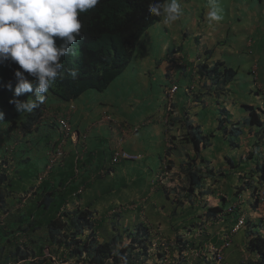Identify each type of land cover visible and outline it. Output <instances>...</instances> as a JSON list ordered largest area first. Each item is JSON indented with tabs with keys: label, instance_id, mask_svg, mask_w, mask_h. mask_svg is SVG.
Wrapping results in <instances>:
<instances>
[{
	"label": "crops",
	"instance_id": "crops-1",
	"mask_svg": "<svg viewBox=\"0 0 264 264\" xmlns=\"http://www.w3.org/2000/svg\"><path fill=\"white\" fill-rule=\"evenodd\" d=\"M260 1L251 10H244L241 13L242 17H245V14L251 17L253 26L246 25L241 28L242 32L239 35L241 39H238V31L232 38H228L226 33L227 42L221 47L223 38L220 37L218 24L210 27L205 19L209 6L205 7L204 18L199 20L196 12L201 3L198 0H181L183 15L179 21L171 26H165L161 18L141 36L131 63L115 78L117 80L118 77L121 78L123 84L117 91H112L110 85L105 90L90 88L72 100L75 104L72 109L69 108L71 102L48 92L45 103V109H49L48 115L45 120H40L34 129L25 132L17 129L19 134L11 133V136H6V133L10 132L9 120L4 119V122H0V158L2 160L7 158L9 153H6V145L12 143L15 145L16 142L24 147L25 152H18L9 160V164H14L17 171L14 180L7 185L8 189L16 190L15 195L7 198V205L16 203V193L29 189L45 168L49 143L57 136L54 123L49 119L50 114L64 108L77 132V138L68 142V151L63 160L52 169L50 175L40 180L38 196L29 198L21 209L1 216L0 227L4 225L6 229L17 227V235H23L20 214L25 212L29 215L33 212L34 216H41L43 196L39 195L52 189L59 191L52 197L57 205L61 204L60 209L72 207L73 203L77 202L95 211L100 240L109 239L114 233L112 220L115 214L111 216V213L120 205H126L119 213V219L124 221V225L133 226L144 220L163 237L171 239L172 243L176 231L183 230L188 220L203 219L204 215L199 216L203 212L202 208L197 203L192 206L185 205L187 207L182 209L176 208L170 199L163 200L161 197L165 194L167 185H162L155 178L160 176L162 158L165 154L169 155V161L176 171L181 167L185 153L192 152L196 155L193 147L182 137L184 135L182 115L186 109L189 110L192 106L198 108L191 115L196 123L202 125L205 132L217 121L218 110L221 108H225L231 120L237 122L243 121L249 115L247 109L252 105L257 113L253 118L259 114L260 121L264 123V39L261 36V32L264 31V4L261 5L263 0ZM237 9L242 11V6ZM256 10L260 13L257 14ZM234 27H237V23ZM178 60H183V63L176 65L173 70L175 62H181ZM217 61L222 63L223 69L228 67L236 70V77L239 76V68H245L248 76L245 80L247 89L242 88L235 77L226 88L225 99L222 97L219 103L215 90L217 86L210 79L206 81L207 83L201 81L193 95H186L184 88L192 82L196 67L203 62L213 65ZM253 68H256V74ZM173 82L180 84V90L176 93L175 109L172 113L175 117L171 118L166 109L164 89ZM235 86L240 88V91L236 90ZM122 89L131 95L127 98L125 93L120 92ZM197 95L200 98H196ZM253 95L257 98L256 103L252 99ZM28 114L23 113L19 116L24 120ZM148 117L151 119L144 125L137 130L133 129L138 122H143ZM167 117L168 120L171 118L168 122L165 121ZM83 133H86L85 137L82 136ZM242 135L246 144L256 139V135L253 136L249 127L244 129ZM261 136L264 137V132ZM229 137L230 135L204 149L203 155L212 156L213 159L210 160L214 166L221 162V157H227L230 150L232 154L235 153L236 148L230 144ZM238 140L239 137L236 139L237 143ZM116 147L138 152L142 157L137 161L122 162L109 167L106 165L108 157ZM1 168L3 164H0ZM227 170L232 172L233 168H229L225 163V173ZM45 184H50L47 191L43 190ZM80 185L85 189L78 197H74L73 192ZM230 185L234 184L230 183L228 178L221 191L217 192L215 188L216 194L224 192L223 194L229 197ZM154 195H158L159 199H155ZM39 197L40 201L36 204L35 201ZM244 207L249 210L248 205ZM231 224L229 218L211 222L201 241H204L205 234H208L210 245L220 244V238ZM35 234H41V231L36 230ZM246 236L247 231H240L233 236V243L228 248L236 246L237 260L234 263L229 260L226 248L224 264L245 262L258 264L255 260L257 256L247 251ZM6 237L0 236V243ZM22 238L23 241L27 239L18 237L19 240L16 241L19 242ZM0 258L5 259L6 256Z\"/></svg>",
	"mask_w": 264,
	"mask_h": 264
},
{
	"label": "clouds",
	"instance_id": "clouds-1",
	"mask_svg": "<svg viewBox=\"0 0 264 264\" xmlns=\"http://www.w3.org/2000/svg\"><path fill=\"white\" fill-rule=\"evenodd\" d=\"M99 3L100 0H0V64L10 60L19 66V68L14 73L16 79L14 98L10 99L9 103L14 105L15 110L18 113H29L22 121L27 120L29 116L33 115L39 106L43 113L40 115L38 122L40 120L46 119L49 110L47 108L45 109V103L47 100L46 94L48 92L53 94L51 87L55 85L58 78L61 80L65 78V72L63 70L64 65L62 64L61 60L67 55L75 54L73 47L76 45L77 38L81 35L82 29L80 14L94 9ZM208 6L209 11H207L205 19L208 25L211 27L214 24L220 23L223 19V16L221 15V10L217 6V0H208ZM148 12L149 14L156 17H161L162 23L165 26H171L181 19L183 15V8L181 5V0H163V2H159V0H153L152 3L148 4ZM58 38L61 41L59 44H57ZM250 51L252 50L250 49ZM178 61L181 62H175L173 65V70L175 69L176 65H181L183 63V60ZM130 63L131 61L129 64ZM222 67L223 65L219 61L213 65H209L206 62L199 64L193 73L194 78L192 82L184 88L186 95H193L195 92H197V88L201 81L207 83L206 81L211 79L215 83V86H217L215 90L218 96L217 101L220 103V99L224 97L227 92H224L223 89L220 90L219 88H223L225 86L227 88L229 84H225L223 81H221L223 76H215V71L220 70L223 72L226 69H223ZM253 71L255 74L257 73L256 68H253ZM26 73L30 74L35 79L29 80ZM254 73L253 75H255ZM68 75L75 79L78 73L75 70H70ZM217 78L219 80H217ZM209 84L213 85L212 82ZM7 87L10 90L12 89L11 81L8 82ZM33 90L34 98L29 97L27 100L18 99L25 93L33 92ZM179 90L180 84L177 82L171 83L164 89L166 109L171 118L175 117V115L172 113H174L175 109L176 93ZM193 98L196 99L200 97L197 95L196 98L195 96ZM73 99H63L64 101L71 102L69 104L70 109L74 108L75 106V104L72 103ZM191 99L192 97L190 98V101ZM224 109L225 108H221L220 111L218 110L217 121L212 123L210 125L211 129H208L206 132L204 131L201 124L196 123V120L191 114H189L188 109H186L182 115L184 135L186 130L190 131V128L187 126L189 121L194 126H200L203 135L209 134L211 132L212 133L206 139V143L200 145L199 152L195 150L191 142H187L193 147L196 155H194L192 152L185 153L182 159L183 162L181 163V167L178 171L173 170L174 166L172 165V162L170 163L169 161V155L165 154L162 158L163 160L161 163L160 176L156 177L155 179L160 181L162 185H167L165 186V194L161 197L163 200H166V198L170 199V201L175 203L176 208L181 207L182 209L187 207L185 205L192 206L197 203L200 205L203 211L199 216L204 215V218L200 221L188 220L183 230L179 229L176 231L175 235L173 236V243L171 239L163 237L161 233L159 234V231L153 229L148 222H145L144 220L139 221L140 223L145 224L151 233L152 254L149 258H147L145 264H178L180 262H182V264H195L197 262L203 264H224L226 259L224 251L226 248L232 245L233 236L240 231H247V251L249 250L252 255L255 254L257 256L256 259L254 258L257 263L261 259L259 252L249 248L250 237L248 232L252 230L264 236V181H261V183L256 182L257 180L259 181V179L251 175V170L245 161L241 164V168L237 167V165H239V157H241L245 151H248L249 148H257L258 146L252 145L254 140L251 143L246 144L244 137L241 141V145L240 142L237 143L236 139L238 135L231 134L229 128L227 127L228 124L226 121L224 124H222L223 128L219 127L221 119L225 118V116L222 114ZM4 118L5 113L0 111V122H4ZM49 119L52 120L51 123H54L53 127L57 131V136L49 143L47 155L48 158L44 166L45 168L41 174L36 177V181L29 189L23 190L20 193L17 192L18 194L16 193L17 202L13 205H7V198L12 195H10L6 183L3 184L2 189L3 192L6 193V196L1 195L3 201L0 200V217L3 215H8L14 210L21 209L29 198L38 196V184L40 180L51 174L52 169L65 157L66 151H68V142L77 138V132L73 127L69 114L66 112V110L64 111V108L50 114ZM150 119L151 117H148L144 119L143 122H138L133 127V129H139V127L144 125ZM168 119L169 117H167L165 121H170ZM63 120H66L69 124V130L67 131L63 126ZM9 124L12 125L17 131V127L11 124L10 120ZM36 124H34L28 130L34 129ZM125 126L128 127L127 125ZM165 127L168 129L167 126ZM245 128L247 127H244V129ZM184 135L182 137H184ZM229 135L230 137H235L233 140H231V145L236 148L235 154H237L238 151L240 154L237 159L238 163L234 164L236 166L231 164L234 162L230 156H227L226 158L224 157L226 159V165L229 168H233L232 172L231 170H227L225 173V164L218 165L216 168L213 165V161L211 162L210 156L207 157L203 155V153L204 149L213 144L212 138L218 137V139L221 140L227 138ZM82 136L85 137L86 133H83ZM57 147L62 148L63 155L49 168L48 165L50 155ZM262 150L264 151V149L261 147L260 151ZM199 153L201 156H199ZM141 157L142 155L138 152H133L124 147H116L110 153L108 157V163L106 165L113 167L117 164H121L122 162L140 160ZM2 161V158H0V164ZM229 161H231V163ZM246 166L247 168H245ZM251 166L255 168L256 164L254 163ZM190 169H199L205 173L202 183L198 187H195L194 190H190L191 183L187 173V171ZM208 170H213V172H211L214 173L213 177L207 175L209 174ZM222 170L225 173L224 175L220 173ZM247 174H249V178L246 179L245 177ZM231 175L233 177L232 180ZM181 177H184L183 181H180ZM225 178L226 180L229 178L230 183L233 182L234 184L232 186L230 185L229 197L223 194L224 192L218 195L215 192V188L217 192L223 189L224 183L226 181ZM169 183L170 185L168 186ZM84 189V186H78L74 190L73 196L78 197L84 191ZM13 195H15V193H13ZM157 196L158 195H154V198L159 199ZM244 205H248L249 210H246ZM125 206L126 205L116 206L113 209L111 216L114 215L115 212L120 213ZM84 207L89 208L88 206ZM214 207H218L217 211H219L221 208V212H217V214L214 215ZM62 210L64 209H60L59 212ZM91 212L93 214L92 219L95 223H97V214L94 210H91ZM227 218H229L232 224L226 231H224V235L222 238H220V244H215L214 246L212 244L210 245L208 243V234H205L206 236L204 239L206 241L199 243L204 233H207V226L211 222H214L215 220H227ZM241 221L242 224H240ZM119 222H122L121 219H119ZM237 225L239 226L237 227ZM98 240H100L99 236ZM125 241L128 242V238ZM2 243H4V241L1 242L0 245ZM180 246H182V254H180ZM169 248L174 249L175 253L177 254L178 258L176 259V262L169 263L167 261L166 253ZM216 248H221L222 256L220 260L215 257ZM47 249L51 251V247H49V245H47L45 250ZM158 252L164 253V257H159L156 254ZM113 255H119L118 249L113 252ZM46 256L49 258L51 257L54 264H58V256L55 254ZM183 256L187 257L188 263L187 261H181ZM119 259L121 264H129L128 257L126 255H119ZM5 263L17 264L12 261L0 258V264ZM63 263L71 264L68 260ZM247 263L245 262V264ZM78 264L82 263L80 262ZM108 264H112V261L109 260Z\"/></svg>",
	"mask_w": 264,
	"mask_h": 264
},
{
	"label": "trees",
	"instance_id": "trees-1",
	"mask_svg": "<svg viewBox=\"0 0 264 264\" xmlns=\"http://www.w3.org/2000/svg\"><path fill=\"white\" fill-rule=\"evenodd\" d=\"M152 2L153 0H100L94 9L81 13L82 29L76 43L79 53L77 56L70 54L62 58L65 78L62 80L58 78L55 85L51 87L55 97L70 100L90 88L98 90L107 88L131 61L136 44L143 32L161 19V17L149 14L148 4ZM159 2H163V0H159ZM60 42L58 38L57 44ZM18 68L19 66L10 60L0 64V109L5 113L4 119L10 120L17 129L25 132L38 122L43 111L39 106L33 115L22 121L20 113L15 110L13 104L9 103V100L14 98L16 85L14 73ZM70 70L77 71L78 75L75 79L68 75ZM26 75L29 80L35 79L30 74L26 73ZM215 76H223L221 81L225 84L230 83L236 76V70L230 68H226L223 72L217 70ZM217 80L219 79L217 78ZM9 81L12 82L11 90L7 87ZM219 89L226 92V86ZM28 97L34 98V90L25 93L18 99L27 100ZM247 111L249 115L243 121L236 122L231 120V116L224 109L222 114L225 118L221 119L219 127L223 128L222 124L226 121L231 134L240 135L244 133V127H249L253 136L256 135L252 145L258 147L245 151L239 162L244 163L245 161L251 170V175L259 179L256 182L261 183L264 181V151H260L261 147L264 149V137L261 136L264 132V123L260 121L259 114L253 118L256 113L255 107L250 105ZM187 126L190 131L186 130L183 138L186 142H191L195 150L199 152L200 145L206 143V139L212 132L203 135L201 127L194 126L190 121ZM11 133H18L12 125H10V132H7L6 136H11ZM17 144L18 148H16ZM5 150L9 156L3 158L1 163L3 168L0 169V197L1 195L6 196L2 189L3 184L11 183L17 171L14 164H9V160L18 152H24V147L16 142L15 145L13 143L6 145ZM229 162L231 163V161ZM254 162L255 168L251 166ZM231 164L236 166L235 163ZM208 171L207 175L213 177L214 173H211L213 170ZM187 173L191 183L190 190L198 187L205 177V173L199 169H190ZM220 173L225 174L223 170ZM45 186L43 190L47 191V186L50 187V184H45ZM15 191V188L9 189L10 195H13ZM51 191L39 195L43 196L41 216H34L33 212L29 215L25 212L20 214V226L24 236L17 235V227L10 229L4 228L5 225L0 227V236H7L4 243L0 245V256H6L4 260L17 264H54L53 259L45 255L47 245L51 247V253L58 256L63 262L70 260L71 264L80 262L82 264H108L109 260L112 261V264H121L119 255H126L129 264H145L147 258L151 256V233L145 224L139 222L133 226L126 223L124 225V221L119 222L120 214L115 212L112 220V225L115 228L114 233L109 236V239L100 241L98 240L97 224L92 219L91 210L74 202L72 207H67L59 212L61 204L57 205L52 197H55L59 191L57 189ZM0 200L3 201L2 197ZM38 201H40V197L35 203L37 204ZM217 210L218 207L213 208L214 215L221 212V208L219 211ZM36 230H40L41 234H35ZM248 235L250 237L249 248L259 252L261 259L258 264H264V236L252 230L248 232ZM18 237L27 239L23 241L22 238L17 242ZM127 238L128 242L125 241ZM204 241L200 239L199 243ZM117 249L119 255H113ZM182 252V246H180V254ZM156 254L161 258L164 257L162 252ZM181 261L188 263L186 256H183ZM178 264H182V262Z\"/></svg>",
	"mask_w": 264,
	"mask_h": 264
},
{
	"label": "rangeland",
	"instance_id": "rangeland-1",
	"mask_svg": "<svg viewBox=\"0 0 264 264\" xmlns=\"http://www.w3.org/2000/svg\"><path fill=\"white\" fill-rule=\"evenodd\" d=\"M198 1L201 4H200V7H199V10L196 13H197V18L200 20L201 18H204V15H205V11L204 10H205V7L208 6V0H198ZM260 2H261L260 0H217V6L221 10V15L223 16L222 21L220 23H218V30H220L219 31L220 32V37L223 38L221 40V43H220L221 47L225 46V44L227 42L226 41L227 37L228 38L235 37V32L238 31V36H239L240 33L242 32V30H241L242 27H244L246 25L253 26V22H252L251 17H248L249 15H246V14H245V17H242L241 13L244 10H251L252 8L257 6V4H259ZM263 4H264V0L262 1L261 5H263ZM239 6H242V11L237 9V7H239ZM253 10H255V9H253ZM256 11H257V14L260 13V11H258V10H256ZM193 12H195V11H193ZM249 22H252V24H250ZM235 23H237V27L236 28L234 27ZM226 33L228 34L227 37H225ZM261 36L264 39V31L261 32ZM257 37H259V35ZM238 39H241V36H239ZM74 52H75V56H77L78 53H79V49H78V45L77 44L74 46ZM248 58H250V57L248 56ZM244 59H246L245 56H244ZM245 62H248V61L245 60ZM247 72H248V70H247ZM246 77H248V76L246 75L245 68H243V67L239 68V76H237L236 78L238 80V83L241 85V87L245 88V89H247V86H248L247 82H245ZM118 79L119 80L114 79L111 82L110 86L112 87L111 88L112 91H117V89H119L120 87L123 86L122 79L119 78V77H118ZM235 88H236V90L240 91V88H238L236 86H235ZM120 92L121 93H125L127 95V98L131 95L130 92L128 93V92L124 91V89H122V91H120ZM144 97H145V95L142 98L144 99ZM252 99L254 100L255 103L257 102L256 96L253 95ZM127 100H129V99H127ZM227 100H228V98H227ZM129 102H132V101H129ZM196 108H197L196 106L190 107L189 108V114L194 112V110ZM198 111L199 110H197V114L199 113ZM238 137H239L238 141L240 142V145H241L242 142L240 140L243 138V135L240 134V135H238ZM234 138L235 137H229L230 144H232L231 140H233ZM212 140H213L214 144H217L218 141H219L218 137L212 138ZM239 154H240L239 151L237 152V154H235L234 152L232 154L231 150H230V152L227 153V156H230L232 158L233 162L236 164V163H238L237 159H238ZM210 159H213V157L210 156ZM225 163H226V159L221 157V162H219L217 164V166H215V167L217 168L219 164H223L224 165ZM240 164H242V163L239 162V165H238L239 168H241ZM245 178L246 179L249 178V174H247ZM183 180H184V177H181L180 181H183ZM160 237H162V236H160ZM164 248H165V246H164ZM226 250L229 252V260L232 263H234V261L236 262V260H237V259L235 260L236 252H237L236 251V246H233V247L228 248ZM45 253L48 256L54 255L48 249L45 250ZM195 254H196V252H195ZM166 257H167V261L169 263L176 262V259L178 258L177 254L175 253L174 249H172V248L168 249V251L166 253ZM68 261H69V263L71 262L70 260H68ZM57 262H58V264H64L62 259H60V258H57Z\"/></svg>",
	"mask_w": 264,
	"mask_h": 264
},
{
	"label": "built area",
	"instance_id": "built-area-1",
	"mask_svg": "<svg viewBox=\"0 0 264 264\" xmlns=\"http://www.w3.org/2000/svg\"><path fill=\"white\" fill-rule=\"evenodd\" d=\"M63 126L65 128V130H69V124L66 120H63ZM63 155V150L60 147H57L50 155V160H49V165L48 167L50 168L55 162H57ZM126 155V154H124ZM240 224H242V221L240 222ZM239 225H237L238 227ZM221 248H216L215 249V257H217L218 260L221 259ZM5 264H11V263H5Z\"/></svg>",
	"mask_w": 264,
	"mask_h": 264
}]
</instances>
